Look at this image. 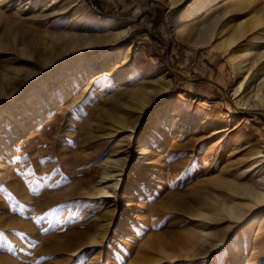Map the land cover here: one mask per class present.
Masks as SVG:
<instances>
[{
    "label": "rangeland",
    "instance_id": "obj_1",
    "mask_svg": "<svg viewBox=\"0 0 264 264\" xmlns=\"http://www.w3.org/2000/svg\"><path fill=\"white\" fill-rule=\"evenodd\" d=\"M193 1L0 0V88L9 94L0 95V264H264V99L251 92L237 104L226 51L214 36L217 47L193 45L188 30L229 8L217 26L227 32L264 14V0H204L180 36ZM263 24L233 44L236 59L254 47L235 69L248 74L247 90L264 77ZM66 33L70 49L61 48ZM110 157L117 168L102 178ZM90 179L93 189L120 185L94 197L80 185ZM197 191L217 193L214 207L244 210L232 221L219 209L157 215ZM151 232L173 245L149 244Z\"/></svg>",
    "mask_w": 264,
    "mask_h": 264
},
{
    "label": "bare ground",
    "instance_id": "obj_2",
    "mask_svg": "<svg viewBox=\"0 0 264 264\" xmlns=\"http://www.w3.org/2000/svg\"><path fill=\"white\" fill-rule=\"evenodd\" d=\"M182 1L183 0H150V3L156 4L158 6L161 5V6H165L167 8H172V7H175L177 4L181 3ZM203 1L204 0H195V1H193L190 4L191 6L186 9V12H185V14L183 16L185 18V21H183V22L179 21V23L176 26L175 33L179 34L180 36L182 35L184 28H186V26L190 24L189 18L193 17L198 12V10L202 6L201 4H202ZM210 3H211L212 6L215 5L214 2H210ZM213 9H214V7L210 8V10L208 12L210 13V11H212ZM229 11H230V9L227 8V9H225L223 11L221 10V11H218L216 13L213 12L207 19H205L203 21L202 24H197V25H195L193 27H190L188 30H189V34L192 35L191 37L194 36V38H193L194 40H192L193 45H196V46H202V45H205V46L208 45L209 46L210 45V47L212 45V47H217V46H214L213 43H211V41L213 40L212 37L214 36V38H216V43L218 45L217 48H221L223 51H226V54L228 55V58H229V61H230V64L232 65V68H233V70L235 72L234 73V84H233V88L232 89H233V93L237 97L240 96L238 101H237V104H242L243 105L244 100H246V98H247L246 97L247 94H249V96H251L250 95L251 92H252V95L254 97H257L260 100H263L264 99V77H263V80L261 81V83H262L261 85H257V86H256V84H254V86L251 85L252 88L247 90L246 88H247V86L249 84V83H247V81L249 80L248 74H246L244 77L241 75V78H240L239 72H241V70L239 72H237L235 70L237 68L238 69L243 68L242 64L245 63L248 60L250 50L252 49L253 46H251L249 48H246L245 51L242 53V56L239 59H236V56L234 55V51L232 49H233V44H235V42H237L239 37L241 38L243 35L245 36V34H246L245 32L247 30L252 29V28L254 29V27L256 28L257 25H259L262 22H264V14L263 13L257 14V13L254 12L255 14L253 13V15H250V17L248 16L249 17V18H247L248 20L246 18L244 20H239L235 24H232V27L229 28V30L227 32H224L223 31L225 29L224 25L220 29H218L217 26H218V24H220L222 21H224L226 19V15H227V13ZM107 24H110L111 26L117 25V23L114 20H108ZM123 30H125V29H123ZM123 30L118 31L117 34L119 35L121 32H123ZM262 31L264 32V28L262 29ZM217 34H219V35L217 36ZM72 35H73L72 33H66L64 35L68 39L65 40V42L63 43L64 45H62L61 48L63 46H65V47H67L69 49L73 47V44H72L73 43V36ZM81 49L82 48H80V50ZM253 49H254V47H253ZM222 50H220V51H222ZM218 51H219V49H218ZM54 55L55 54L52 52L50 57L48 59H46L45 63L49 64L52 61ZM260 55H261V53H260ZM93 59H94V63L98 62V64H101L105 60V58H104V56L102 54L93 56L92 60ZM254 61H255V59H254ZM255 64H256V62H255ZM257 64H259V63L257 62ZM29 73H31V72H29ZM255 73H256V71H255ZM262 74H264L263 71H262ZM262 76H264V75H262ZM258 79H261V78H258ZM0 82H2V81H0ZM158 92H159V90H158ZM0 95L3 96L4 98H8L9 97V94L6 92V90L4 91V89H2V88H0ZM238 108H243V107L238 106ZM134 123H136V122L134 121ZM134 123L129 125V126H132L133 129L135 128ZM152 123L155 126H157V125L159 126V123H161V122L158 121V119H155V120H153ZM131 134H132V132H129V134H128V136H130V138H131ZM143 142H145V139H137L136 140V143H137V148H136L137 150L136 151H137V153H139V151H143L144 150L143 149V144H145V143H143ZM117 161H118L117 158H111V157L110 158H105V166H103V170L101 172L103 174L101 176L102 178L111 177V172L114 171L117 168V166H116L117 165L116 164ZM94 170H95V168H94ZM214 182H216V184H219L222 187V191L226 195H228V193H229L228 192L229 191L228 190L229 187L231 188V191L233 192V186H230L231 181H228V180H225V179H217ZM92 184H93L92 183V179L83 180L80 183L81 187L83 189H86V192L89 193V195H96L94 197H100L101 195L110 196V194L116 193V187L118 185H120V179H115L114 180L112 186L110 187V190H103V187H100V185L97 186L96 184H95V188L96 189H93L94 186ZM98 184H100V181H98ZM237 192L239 193V195L244 196V197H247V195H248V191L245 189V187L242 184L237 185ZM100 193H101V195H100ZM216 194L217 193H215V192L213 193V192H210V191H209V193L208 192L197 191V192H194L191 195V197L190 196H186L185 198H182V200H180V202H174L172 199H170L167 202L163 203V206H162L163 210L159 211V209H157V211H158L157 215L159 217H162V216H164V214H167L168 212H174L175 211L176 213H180V214L181 213H183V214L186 213V214H188L190 216H193V217L197 216L198 217V216H207V214H206L207 211H213L214 212L216 209H219L220 211H225L226 212V216H228L230 218V221H232V219L234 217L240 215V212L244 210L241 207L240 203L236 202V201H232L226 207H225L224 204H222L221 206H215L214 207L212 205V203H214V198H215ZM138 216L139 215H137V217ZM219 219H220V217L215 215L213 217L207 218V221L209 223H214L215 221H218ZM24 226H25V223H24ZM128 233H129V231H128ZM147 234H145V235H147V240H148L149 244H151V245H153L155 247H158V248L162 249V248H164L165 245H167V246L168 245L169 246L173 245L172 244L173 243L172 242L173 238H171V237H167V236L161 237L159 235V232H151V233H147ZM215 235H216L215 240L210 242L211 244H215L214 245L215 247L219 246V245H221L222 243L225 242V237L227 236V233H225V234H215ZM52 248H53V246H52ZM153 262H154L153 260H150V261H148V264H153ZM184 264H186V263H184Z\"/></svg>",
    "mask_w": 264,
    "mask_h": 264
}]
</instances>
